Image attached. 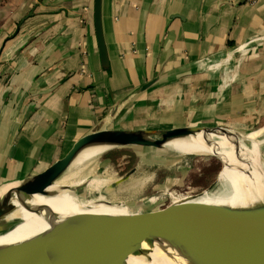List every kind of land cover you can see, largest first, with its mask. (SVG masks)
Segmentation results:
<instances>
[{
  "label": "crops",
  "instance_id": "obj_1",
  "mask_svg": "<svg viewBox=\"0 0 264 264\" xmlns=\"http://www.w3.org/2000/svg\"><path fill=\"white\" fill-rule=\"evenodd\" d=\"M93 10L94 0H0V183L100 128L264 122V0H103L107 68Z\"/></svg>",
  "mask_w": 264,
  "mask_h": 264
},
{
  "label": "water",
  "instance_id": "obj_2",
  "mask_svg": "<svg viewBox=\"0 0 264 264\" xmlns=\"http://www.w3.org/2000/svg\"><path fill=\"white\" fill-rule=\"evenodd\" d=\"M102 10L103 0H94V30L99 57L101 65L107 68L109 58ZM154 82H146L137 91ZM118 108L112 109L110 117ZM232 131L235 130L220 125L135 130L100 128L78 138L44 170L21 179L1 182L0 187L6 186V189L0 194V236L23 222L22 217L12 216L19 208L41 216L50 227L19 241L0 243V264H129L127 259L130 256L142 257L150 262V253L155 247L176 264H264V242L243 238L247 233L264 234V203L243 208L244 216L234 207H225L219 211L221 224L213 219L211 210L197 209L200 206L195 200L212 190L228 164L221 157L217 176L206 189L178 199L164 200L125 188L124 181L137 171V166L116 179L103 178L104 181H101V169H98L73 184L61 182L78 154L91 146L158 148L184 135L202 133L231 138L234 156L237 157L239 139L245 133L234 135ZM245 142L250 143L248 140ZM54 185L55 189H50ZM61 192L86 205L92 202L117 207L121 211L81 212L65 215L61 219L50 205L30 202L34 195L55 197ZM52 230L61 233L64 242H97L108 253L102 256L78 253L76 250L68 253L57 251L53 245Z\"/></svg>",
  "mask_w": 264,
  "mask_h": 264
},
{
  "label": "bare ground",
  "instance_id": "obj_3",
  "mask_svg": "<svg viewBox=\"0 0 264 264\" xmlns=\"http://www.w3.org/2000/svg\"><path fill=\"white\" fill-rule=\"evenodd\" d=\"M263 130L264 127L261 129L258 128L240 137L237 157L234 156L231 138L225 135L216 137L210 134L196 133L184 135L181 138L170 140L164 144L163 148L181 155H205L204 153H216L226 156L224 159L228 164L220 173L219 182L214 185L211 191L201 195L195 200L200 206L197 207V209L200 210L201 208L205 210L206 208L211 210L213 219H216L219 224L222 223L219 211L225 207H234L236 211L240 210L241 215L244 216L245 213L243 208L264 203V170L261 167L260 158H258L260 143L257 140V137H259ZM245 140L250 142L249 146L244 143ZM109 149L110 148L107 146H91L82 150L72 162L68 171L64 174L61 182L73 184L88 176V173H82L87 168L86 165ZM103 178L110 179V177H101V181H104ZM55 187L56 185L52 186L50 189L54 190ZM91 187L92 185L90 184L89 188ZM5 189L6 186L0 187V194ZM30 202L33 204L45 203L50 205L61 219L65 215L81 212L115 213L121 211V209L117 207H109L103 204L89 202L86 205V203H80L66 192H61L55 197L34 195ZM15 215L22 217L23 222L15 229L0 236V243L19 241L50 227L41 216L28 213L20 208L12 214V216ZM52 231L54 234L53 245L54 249L57 251L68 253L76 250L78 253L90 255L101 254L102 256H106L108 253V251L104 250L97 242L86 243L81 240L64 242L61 233L56 230ZM243 238L253 242H264V234L261 233H247ZM150 257L151 261L146 262L142 257L130 256L127 262L129 264H176L163 255L157 247L152 249Z\"/></svg>",
  "mask_w": 264,
  "mask_h": 264
},
{
  "label": "rangeland",
  "instance_id": "obj_4",
  "mask_svg": "<svg viewBox=\"0 0 264 264\" xmlns=\"http://www.w3.org/2000/svg\"><path fill=\"white\" fill-rule=\"evenodd\" d=\"M263 127L264 122L259 123L256 127L240 131L232 129L235 130V133L232 131V134H244ZM257 140L260 143L258 158H260L259 161L264 170V130ZM244 143L250 145L248 142L244 141ZM163 147L164 145L158 148L148 146L113 147L89 162L82 173L90 175L101 168L99 176L116 179L125 170L136 165L139 167L136 173L128 179L129 181H124L123 186L141 195L171 200L206 189L215 180L221 167L219 157L222 159L226 157L224 154L216 153L181 155Z\"/></svg>",
  "mask_w": 264,
  "mask_h": 264
},
{
  "label": "built area",
  "instance_id": "obj_5",
  "mask_svg": "<svg viewBox=\"0 0 264 264\" xmlns=\"http://www.w3.org/2000/svg\"><path fill=\"white\" fill-rule=\"evenodd\" d=\"M249 3H253L255 2L256 0H247Z\"/></svg>",
  "mask_w": 264,
  "mask_h": 264
},
{
  "label": "flooded vegetation",
  "instance_id": "obj_6",
  "mask_svg": "<svg viewBox=\"0 0 264 264\" xmlns=\"http://www.w3.org/2000/svg\"><path fill=\"white\" fill-rule=\"evenodd\" d=\"M132 168V167H131ZM130 168H128L127 170H125L123 173L127 172Z\"/></svg>",
  "mask_w": 264,
  "mask_h": 264
}]
</instances>
